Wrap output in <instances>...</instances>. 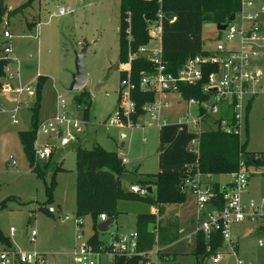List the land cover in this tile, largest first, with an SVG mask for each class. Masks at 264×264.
<instances>
[{"label":"rangeland","instance_id":"1","mask_svg":"<svg viewBox=\"0 0 264 264\" xmlns=\"http://www.w3.org/2000/svg\"><path fill=\"white\" fill-rule=\"evenodd\" d=\"M59 5L67 6L68 11L59 14ZM118 26L119 0H2L0 3V45L4 42L3 30L9 29L12 53L19 59L16 65L20 80L36 89L38 76L45 77L40 89L41 119L56 111L55 90L66 98V109L71 106L72 110L81 114L83 106L78 105L73 98L80 90L70 89L69 85L75 70V51L87 44L83 54L87 80L82 88L91 95L89 118L87 116L90 130L86 127L83 133L86 135L79 137L77 144L69 143L56 150L53 159L61 168L55 173V183L50 192L47 182L51 172H46L43 178L31 170L17 133L18 129L30 125L32 97L26 99L24 96L26 100L16 111L19 120L16 123L8 111L12 102H0V230L9 236L17 249L42 252L44 264H74L72 250L78 242L76 221L79 217L75 213V146H92L98 142L107 150L124 151L128 160L122 165L120 174L123 190L127 189L130 181L138 182L139 178L147 174L158 170L187 169L196 161L197 134L191 126L175 122L179 114L186 112L193 116L195 108L182 98L177 103L176 93L172 96V106L163 112L166 124L157 125L149 119L145 126L123 129L126 134L123 138L120 137V128L104 124L118 102L119 67L122 63L118 54ZM217 34L216 24L206 21L202 28L203 45L211 46ZM155 43L150 42L152 45ZM259 64L264 78V56ZM176 106L180 108L179 111L171 115L175 113ZM146 120L148 118L144 122ZM206 123H202L204 128L210 125L209 120ZM248 124V148L255 152L264 150V87L255 97ZM41 137L43 135L40 140ZM192 141L194 148L189 149ZM13 159L15 163H12ZM262 172L264 165L250 166L248 189L251 193L248 196L264 194ZM224 178L227 176L223 175L221 179ZM209 179L215 182L211 177ZM194 200V193L187 189L186 197L178 207L182 227L179 239L173 245L176 250L188 247L189 251H185L182 256L172 253L171 259L175 260L163 262L170 257L169 253L164 254L163 259H158L157 253L167 252L166 243L156 242L151 250L123 256L117 264L122 261V264H145L147 259L152 261L150 264H178L179 260L194 262L195 256L191 253L194 235L188 226L191 214L196 216ZM150 204L153 203L134 194L119 198L117 209L120 210L116 218L111 220L110 230L100 232L104 237L99 234V246L104 257L113 256L115 260L119 255L111 244L116 235L113 233L110 238L109 231L119 223L124 224L122 232L134 230L136 214L147 211ZM166 205H159V209ZM49 206H53L55 212H49ZM164 208L158 211L156 224L151 225L155 232L157 224L163 222V216L169 213ZM62 213L69 216L62 218ZM10 227L13 228L11 232ZM32 230L35 231L34 237L31 235ZM82 230L84 237L93 231L90 215L85 216ZM232 233L236 253L242 259V264H264V241L258 243L260 238L264 240V228L256 221L243 219L232 224ZM187 234H190L189 244L185 240ZM3 247L5 244L0 240V249ZM220 251L219 262L214 263L209 257L203 264H236L232 252L225 247Z\"/></svg>","mask_w":264,"mask_h":264},{"label":"built area","instance_id":"2","mask_svg":"<svg viewBox=\"0 0 264 264\" xmlns=\"http://www.w3.org/2000/svg\"><path fill=\"white\" fill-rule=\"evenodd\" d=\"M155 1L159 5L158 9L152 18L146 19L149 41L140 44L136 49L129 46L127 59L120 65V70L125 72V75L119 78L117 106L106 117L104 124L123 129L145 126L149 119L157 125L166 124L164 111L172 106V96L176 93L177 103L179 98H182L195 108L193 116L185 112L176 118L179 124L194 129L197 134V147L199 134L201 130L206 129L202 123H206L207 120L210 122L208 127L235 132L242 138L246 130L249 100L263 88V71L259 60L264 56V0H240L233 19L222 22L226 25L223 29H218L212 45H203L200 51L189 55L175 72L167 70L162 54L163 0ZM66 11H68L67 6H58L59 14ZM129 22L128 19V26L125 29L128 40L131 38ZM2 33L5 39L0 45V60H5V74L1 90H13L17 95L26 93L28 96H34L35 89L29 83L18 81L17 84L12 85V81L18 78L16 58L8 41L11 37L10 31L4 29ZM151 41L156 43L152 45ZM137 56L148 58L154 67L152 72L142 73L138 80L141 90L154 91L152 99L142 103L140 110L137 109L133 98V89L137 83L131 79V63ZM179 82L198 85L202 97H182L178 89ZM17 110L18 105L13 107L10 114L13 122H18ZM145 118L148 120L144 122ZM85 122L84 118L73 115L66 109V98L56 90L55 113L39 120L36 126L32 142L35 162L47 160L57 145H66L76 140L78 131ZM41 134L47 139L40 140ZM193 143L192 141L189 147H194ZM118 156L121 162L127 161L122 150H119ZM249 174L250 168L243 160L239 161L236 169L226 174L229 184L224 187L225 201L221 207L212 204L215 193L209 179L211 174H204L196 169L193 176L187 178L184 183L185 189H190L195 195V230H202L206 237L213 232L219 233L223 240L219 247H227L228 251L235 255L236 264H242L243 261L236 253L232 224L242 219H249L264 228V196L245 195ZM130 190L139 194H146L148 191L147 186L137 183L130 184ZM208 204L213 205V208L209 209ZM48 211H54V207L49 206ZM99 217L101 220L107 218L105 213H100ZM76 223L78 242L72 250L74 263L100 264V259L104 256L103 251L84 237L81 216L77 218ZM10 230L13 231V228L11 227ZM31 235L34 237V230ZM263 241L260 238L258 243L262 244ZM137 243L138 233L135 229L116 235L111 242L114 250L119 253L136 252ZM207 249H210V245H207ZM221 254L220 249H217L209 257L212 262H218ZM44 258V254L36 250L24 251L12 247L0 249V264H44ZM150 263L152 261L148 259L145 262V264Z\"/></svg>","mask_w":264,"mask_h":264},{"label":"trees","instance_id":"3","mask_svg":"<svg viewBox=\"0 0 264 264\" xmlns=\"http://www.w3.org/2000/svg\"><path fill=\"white\" fill-rule=\"evenodd\" d=\"M2 0H0V3ZM240 0H163L162 2V35L161 45L163 58L168 71L175 72L183 61L191 54L200 51L203 46L202 28L206 21L215 24L228 20L232 12L239 8ZM159 5L155 0H119L118 44L119 60L127 59L129 46L136 49L140 44L149 41L147 18H152ZM131 28L130 40L126 37L128 19ZM5 60H0V91L3 83ZM154 70L151 60L144 56H137L131 63V79L137 83L133 89V98L137 109L142 103L152 99L154 91L141 90L138 85L142 73ZM125 72L120 71V77ZM45 77L39 75L36 82V98L32 106L31 127L19 131V138L24 155L31 170L44 178L46 172H51L47 188L50 192L55 183V173L61 166L55 163L53 154L47 159L35 162L32 142L38 123V109L40 106V89ZM178 89L182 97H202L198 85L179 82ZM74 101L82 105L83 116L86 118L91 105V95L86 89H79ZM246 129V128H245ZM246 131V130H245ZM248 138H240L238 133L225 132L218 128L208 127L201 130L197 147L195 163L187 169L158 170L139 178L140 185L147 186L146 194H139L132 190H123L120 186L122 165L117 151L107 150L99 143L92 146H75V213L77 215L90 214L93 219L94 232L88 237L96 248L101 249V240L96 228L100 213L113 220L117 213V203L122 195L134 194L153 204H178L186 196L185 180L193 176L197 169L204 174L226 175L238 167L243 160L250 168L264 165V150L252 151L247 149ZM255 155V156H254ZM264 178V172H262ZM226 181L219 184L212 183L215 195L212 204L221 207L224 204V187ZM156 214L152 212H138L135 230L138 233L137 251L153 248L156 242L168 243L178 237L176 220L169 219L164 225L157 224L156 232L151 228L155 225ZM152 225V226H151ZM6 236L0 230V240L5 242ZM223 242L219 233L213 232L208 237L202 230H197L191 253L195 261L184 264H203L206 258L214 253ZM210 245V249H207ZM162 257V253H159Z\"/></svg>","mask_w":264,"mask_h":264},{"label":"crops","instance_id":"4","mask_svg":"<svg viewBox=\"0 0 264 264\" xmlns=\"http://www.w3.org/2000/svg\"><path fill=\"white\" fill-rule=\"evenodd\" d=\"M264 17V16H263ZM9 30V29H8ZM11 38V37H10ZM9 38V39H10ZM5 39V38H4ZM9 39H8V41H9ZM10 42V41H9ZM11 45V44H10ZM12 48V47H11ZM13 54V53H12ZM13 56L16 58V64H18V57L17 56H15L14 54H13ZM15 66V65H14ZM16 67H17V65H16ZM119 71H121L120 70V67H119ZM17 74H18V68H17ZM18 78H17V80L15 79V80H13L12 81V85L14 86L15 84H17V82L18 81H20V82H22L21 80H20V78H19V75L17 76ZM23 83V82H22ZM263 85H262V87H264V78H263V83H262ZM35 89V88H34ZM77 91H79V90H77ZM55 93H56V90H55ZM259 92H257V93H255L254 95H252L251 96V98H250V100H249V103H248V107H247V116H246V136H247V138H248V143H247V149H249L248 148V144H249V133H248V130H249V124H248V122H249V117H250V112H251V110H252V106H253V103H254V100H255V97L257 96V94H258ZM21 95H23V96H21L20 97V95H17V93L16 92H14L13 90H11V91H3V90H1L0 91V102L2 101L3 102V104H8V102H12V106L11 107H8V111H10V114H11V112H12V109H13V107L14 106H16V105H18V108H20V105H21V103L22 102H24V100H26L27 98H29V97H32V100H33V102H32V104L30 105V109H31V113H30V125H29V127L28 128H24V129H18V137H19V131L20 130H27V129H29L30 127H31V121H32V106H33V103H34V101H35V98H36V90H35V94H34V96H28L27 94H21ZM24 96H26V99L24 98ZM55 96H56V94H55ZM20 98H21V100H20ZM26 103V102H25ZM26 105V104H25ZM176 108L177 109H175L174 110V112L175 113H170L171 115H176V112L177 111H179V107H177L176 106ZM39 110H40V106H39V109H38V121L39 120H42L40 117H39ZM71 114H73V115H76V116H79V117H82V118H84L85 120H86V122H85V124H83V126H81V129L78 131V134H77V138H76V140H73V141H70L69 143H75V144H77L78 142H79V137H81L82 135H86V134H83L84 132H86V127H89V124L88 123H90V121H88L89 119H87V117L85 118L82 114H83V111L81 110V114H78L77 113V111L74 109V110H72L71 109V106L67 109ZM88 114H89V112H88ZM177 115H178V113H177ZM48 116H50V115H48ZM48 116H46V117H48ZM11 117V116H10ZM43 118H45V117H43ZM88 118H89V115H88ZM18 119V118H17ZM176 121L175 122H177V119H175ZM19 121V120H18ZM16 123V122H15ZM178 123V122H177ZM110 127H115V126H110ZM117 128H119V127H117ZM121 130H120V137L121 138H123L126 134H125V131H123V128H120ZM89 130H90V127H89ZM42 135V134H41ZM41 135H39V138H40V136ZM92 136V135H91ZM85 137V136H84ZM41 139L42 140H45V139H47V137L46 136H44L43 135V137H41ZM19 140H20V138H19ZM68 143V144H69ZM96 143H98V142H96ZM67 145V144H66ZM66 145H61V146H56L55 148H54V150H53V155H55L56 154V150L57 149H59V147H61V148H64V146H66ZM189 145H191V144H189ZM166 145L164 144L163 145V147H165ZM189 147V146H188ZM194 147H189V149H193ZM23 150V149H22ZM249 150H251V149H249ZM253 151V150H252ZM119 152V151H118ZM118 152H117V155H118ZM124 152V151H123ZM125 154V153H124ZM197 154H198V152H197ZM52 155V156H53ZM57 156H59V155H57ZM126 156V155H125ZM127 158V157H126ZM196 158H197V156H196ZM59 159H61V157L59 158ZM128 160V159H127ZM127 162V161H126ZM126 162H122V163H126ZM12 163H15V160L13 159L12 160ZM179 169V168H178ZM121 176V175H120ZM222 176L223 175H218V174H211V179L212 180H214V181H217L219 184H223V183H225L226 181H228V178H224V179H221L222 178ZM227 176V175H226ZM221 180V181H220ZM137 183V184H139L138 182H137V180H136V182L135 181H130L129 182V184H128V186H127V189H125V190H127V191H129L130 190V184H132V183ZM248 185H249V183H248ZM187 190V189H186ZM188 190H190V189H188ZM190 192H192L191 190H190ZM247 195L246 196H248V193L250 194L251 192H249V189H247ZM249 196H254V195H249ZM260 196H264V194L263 195H257V196H255V197H260ZM186 197V196H185ZM119 201V200H118ZM183 202V201H182ZM179 204L180 203H178V204H167L166 205V207L164 208V207H162L161 206V210L164 208V210H166V211H169V213H168V215H166V216H163V218H162V220H164L163 222H161L160 223V225H164L169 219H171V220H176V222H177V224H178V229H177V234H178V237L175 239V240H173V241H171V242H168V243H166L165 245V247H167L166 248V250L165 251H167V252H162V251H158V253H157V258L158 259H163V257H164V254L166 255V253H169L168 255L170 256L168 259H165L163 262H166V261H171V260H175V259H171L172 257H171V255H172V253H177L178 254V256L179 255H184V252L185 251H189L190 249H188V247H186V248H184V249H182L181 251H179V250H176L175 248H173V245H174V243L179 239V235H180V231H181V227H182V225H181V222H180V216H179V210H178V207H179ZM194 205H195V200H194ZM209 209H212L213 208V205H209L208 204V206H207ZM117 208H118V203H117ZM159 209V207L156 205V204H150L149 205V207H148V210H147V212H152V213H155L156 215H157V213H158V211L160 210ZM118 210H120V209H118ZM165 211V212H166ZM50 212V211H49ZM53 212H55V208H54V211H51V213H53ZM140 212H142V211H140ZM144 212H146V210L144 211ZM119 213V212H118ZM118 213H117V215H118ZM193 214V213H192ZM192 214H191V217L189 218V220H188V226H190V228L192 229V232H193V235H194V240H195V234H196V230H195V226H196V222H195V217H193L192 216ZM87 215H90V214H84V215H79V216H81V218H82V221H83V223H82V225L84 224V218H85V216H87ZM116 215V216H117ZM137 215V214H136ZM67 216H69V214H67V213H62L61 214V217L62 218H65V217H67ZM91 216V215H90ZM172 216V217H171ZM116 218V217H115ZM243 220V219H242ZM242 220H240V221H242ZM247 220H249V219H247ZM99 221H101V219L99 218V220H98V222ZM135 221H136V216H135ZM252 221H254V220H252ZM93 219H92V216H91V227H92V229H93V231L86 237V238H88L93 232H94V226H93ZM237 223V222H236ZM235 223V224H236ZM257 223V222H256ZM98 224V223H97ZM110 224H111V222H110ZM234 225V224H233ZM259 225V224H258ZM124 226V224L123 223H119L118 225H116L115 226V228L112 230V231H109L110 232V238H111V236H112V234L114 233L115 235H118V234H121V233H127V232H122L121 231V228ZM260 226V225H259ZM261 227V226H260ZM11 228V227H10ZM96 228H97V226H96ZM263 228V227H262ZM134 229H135V226H134ZM98 230V229H97ZM108 230H110V227H109V229ZM10 232H11V230H10ZM100 232H106V231H100V230H98V234H100V236L101 237H104L103 235H101V233ZM129 232V231H128ZM6 236V235H5ZM7 238H6V240H5V242H4V244H5V247H12V248H16L15 247V245H14V243L10 240V238H9V236H6ZM189 237H190V234H187L186 235V237H185V240H186V242L189 244ZM3 242V241H2ZM193 245H194V243H193ZM220 246V245H219ZM5 247H3V248H5ZM193 247V246H192ZM171 248H173V250H170ZM222 248V247H221ZM220 247H218V249H221ZM225 248H227V247H225ZM152 249V248H151ZM151 249H149V250H151ZM228 250V249H227ZM148 251V250H147ZM146 251V252H147ZM135 253H145L144 251H136V252H134V253H124V252H120L119 253V255L115 258V260H113V256H107V257H104V256H102V258L100 259L101 261H100V264H117L119 261H120V259L121 258H123V256H126V257H128V256H132L133 254H135ZM159 253H162V257H160V255H159ZM154 254V253H153ZM152 254V255H153ZM177 256V255H176ZM177 256V257H178ZM149 260V259H148ZM154 260H155V256H154ZM163 262H162V264H163ZM219 262V261H218ZM122 263H123V261H122ZM121 263V264H122ZM177 263L178 264H184V263H188V262H182V261H177ZM214 263H216V262H214ZM75 264V263H74Z\"/></svg>","mask_w":264,"mask_h":264},{"label":"water","instance_id":"5","mask_svg":"<svg viewBox=\"0 0 264 264\" xmlns=\"http://www.w3.org/2000/svg\"><path fill=\"white\" fill-rule=\"evenodd\" d=\"M234 12H232L228 19H233ZM226 23H216L217 29H223L225 27ZM87 48V44L83 45L82 48L75 51V70L72 73V79L69 85L70 89H81L86 80H87V72L85 68V63L83 61V54ZM111 218H106L104 220H101L97 224V229L100 231H107L110 227Z\"/></svg>","mask_w":264,"mask_h":264}]
</instances>
